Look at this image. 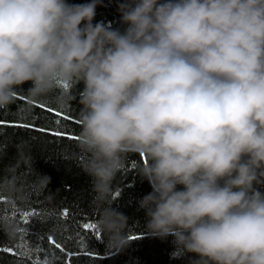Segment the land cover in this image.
<instances>
[{"label":"clouds","instance_id":"1","mask_svg":"<svg viewBox=\"0 0 264 264\" xmlns=\"http://www.w3.org/2000/svg\"><path fill=\"white\" fill-rule=\"evenodd\" d=\"M100 3L0 0V109L25 84L34 100L82 85L97 201L138 155L144 236L171 238L190 264H264V0H119L115 28L93 22ZM127 224L102 207L115 254Z\"/></svg>","mask_w":264,"mask_h":264},{"label":"trees","instance_id":"2","mask_svg":"<svg viewBox=\"0 0 264 264\" xmlns=\"http://www.w3.org/2000/svg\"><path fill=\"white\" fill-rule=\"evenodd\" d=\"M69 2L85 3L87 0ZM118 3L119 0H101L93 22L121 27ZM29 86L23 85L22 89L17 90L14 103L7 109H0V122H4L0 124V197L14 201L22 211L32 209L44 214L39 218L40 222L32 226L28 239L35 244L43 234L44 247L52 248L56 257L68 259L71 264H90L92 260H95V264H190L193 259L190 256L177 253L175 258L172 257L171 238L160 240L144 236L146 217L143 211L138 210V201L151 188L146 181L142 182L137 177V170L143 162L140 156L128 157L124 168L112 181L107 200L102 203L97 201L93 179L84 171L88 155L81 152L77 140L66 138L78 137L80 132L79 93L82 85L60 82L53 92L36 100L27 94ZM61 94L71 97L66 107H60L58 103ZM32 102H42L45 107H36ZM56 110L62 115H55ZM64 115L69 118L64 119ZM57 119L60 120L59 125ZM19 123L31 124L35 128L10 126ZM41 128L59 130L66 136L57 137L35 130ZM44 177H50V183ZM109 203L128 217L125 229L128 239L131 236L141 237L129 239V245L118 254L109 246L108 237L100 229L101 238L98 240L92 232H85L81 227L89 221L98 224L102 207ZM64 209L68 210L67 220L58 218ZM5 214L10 219H0V248L14 249L18 243L16 227L25 225L20 222L19 213L11 218V203H0V218ZM50 228L56 242L63 245L66 253L48 244ZM76 233L86 237V245L95 253L94 257L67 256V253L79 252L75 240L66 239L75 237ZM17 261V256L0 250V264H17ZM23 264L31 262L24 260Z\"/></svg>","mask_w":264,"mask_h":264},{"label":"snow or ice","instance_id":"3","mask_svg":"<svg viewBox=\"0 0 264 264\" xmlns=\"http://www.w3.org/2000/svg\"><path fill=\"white\" fill-rule=\"evenodd\" d=\"M65 88L68 87L67 84L64 85ZM36 107H45L42 102L35 103ZM48 111H53L51 109H47ZM55 115L58 117L62 114L56 110ZM64 119H68L69 117L67 115L63 116ZM4 122H0V124H3ZM57 125H59L60 120L57 119L56 121ZM20 128H35L34 125L31 124H24L19 123L15 125H10ZM37 131L42 132H49L53 136L57 137H63L66 136L65 133L59 131V130H49V129H35ZM68 139H75L78 141V137L76 136H67ZM0 203H11L12 204V217L14 218L17 213H19L20 216V222L25 225V227H19L17 225L16 232L18 234V243L13 248H0L2 251H6L10 254H13L18 257L17 264H23L24 260H29L31 264H71V261L68 259H65L63 257L58 258L55 256L54 251L52 248H45L44 247V235L41 234L38 237L37 243L33 244L29 239V235L32 231V226L36 223H39V218L43 217L44 214L37 213L32 209L29 210H20L16 207L14 201H7V198L0 197ZM5 213H7V210H5ZM58 218H63L64 220H67L68 218V210L64 209L62 212L58 214ZM3 220H8L10 217L7 216V214L4 215V217L0 218ZM81 227L85 230V232H92L96 238L99 240L101 238V234L99 232V226L97 223L89 221L88 223H84L81 225ZM139 236H131L129 239L135 240L140 239ZM66 239H74L77 248L79 249V252L77 253H67L68 257L71 256H83V257H94L95 253L89 250V247L86 245V237L81 235L80 233H76L75 237L72 238H66ZM47 242L49 245H54L55 249H59L61 253H66V249L63 247V245L56 242L55 237L52 234V229L50 228L47 233ZM41 253H43V256H41ZM90 264H95V260L90 261Z\"/></svg>","mask_w":264,"mask_h":264}]
</instances>
